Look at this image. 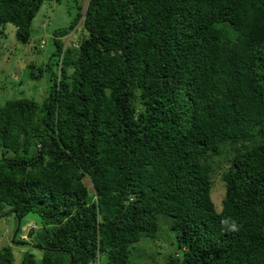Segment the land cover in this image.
Returning <instances> with one entry per match:
<instances>
[{"label": "trees", "instance_id": "obj_1", "mask_svg": "<svg viewBox=\"0 0 264 264\" xmlns=\"http://www.w3.org/2000/svg\"><path fill=\"white\" fill-rule=\"evenodd\" d=\"M46 1L0 0V35L27 44ZM72 1L49 96L0 103V219L44 234L17 264H133L143 239L174 248L158 264H264V0Z\"/></svg>", "mask_w": 264, "mask_h": 264}, {"label": "rangeland", "instance_id": "obj_2", "mask_svg": "<svg viewBox=\"0 0 264 264\" xmlns=\"http://www.w3.org/2000/svg\"><path fill=\"white\" fill-rule=\"evenodd\" d=\"M74 2L72 0H59V1H46L42 6L40 12L33 22L31 29V38L27 44L21 43L16 37V27L12 24H8L6 30L0 35V103H4L9 100H15L20 98L29 97L31 99H38L40 102L44 98L49 96L51 82L50 75L47 66L51 62V57L55 52V45L53 42L54 33L58 29H62L70 26L73 21L76 10ZM80 33H72L64 38L65 47H74L79 43L84 35L82 25L79 26ZM44 42L43 47L41 48ZM35 63L37 69L34 70L36 75L39 74V68L43 70L42 77L38 80L32 81L31 71L28 68L29 64ZM51 68L56 73V65L52 60ZM23 83L21 84V82ZM1 155V150H0ZM226 154L216 156L211 159V162L215 164L217 172L215 174V193L213 194L214 200L217 204H221V200L224 192V181L222 174L227 171L228 165H223V168L218 167L221 163H226ZM85 183L90 186V181L85 179ZM9 208H6L7 212ZM23 223L27 226L24 227L22 232L18 233V224L13 214H9L0 219V250L11 244L15 253L16 264L21 260L22 252L31 250L39 257L42 254L40 248L34 249L28 246L32 244V238H28L27 231L36 227V234L33 236V242L39 243L44 234L41 230V219L34 214H31L24 218ZM26 233L25 236H23ZM162 237L166 240H170V235L173 238L172 233L161 230ZM169 235V236H168ZM18 242L26 239V245L12 244L15 239ZM174 239V238H173ZM24 247L25 249H22ZM130 261L133 264H153L154 261L165 260V254L174 250L173 247H166L163 240H149L143 239L139 243L131 246ZM157 254L158 261L154 259V254ZM167 257V256H166Z\"/></svg>", "mask_w": 264, "mask_h": 264}, {"label": "water", "instance_id": "obj_3", "mask_svg": "<svg viewBox=\"0 0 264 264\" xmlns=\"http://www.w3.org/2000/svg\"><path fill=\"white\" fill-rule=\"evenodd\" d=\"M34 233H35V228H31L30 231L28 232V238H32Z\"/></svg>", "mask_w": 264, "mask_h": 264}, {"label": "clouds", "instance_id": "obj_4", "mask_svg": "<svg viewBox=\"0 0 264 264\" xmlns=\"http://www.w3.org/2000/svg\"><path fill=\"white\" fill-rule=\"evenodd\" d=\"M232 230L236 231L237 230V226L235 225V223L232 224Z\"/></svg>", "mask_w": 264, "mask_h": 264}]
</instances>
